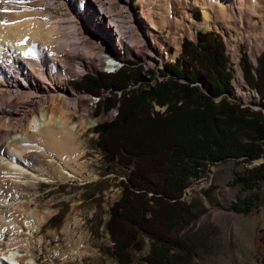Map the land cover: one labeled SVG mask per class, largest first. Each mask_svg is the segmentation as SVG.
Instances as JSON below:
<instances>
[{
	"label": "rangeland",
	"instance_id": "rangeland-1",
	"mask_svg": "<svg viewBox=\"0 0 264 264\" xmlns=\"http://www.w3.org/2000/svg\"><path fill=\"white\" fill-rule=\"evenodd\" d=\"M74 6L71 5V8L75 11L76 6ZM94 9L99 11L98 14L93 15L92 11H85L87 14L82 17V24L77 25L78 33L82 32L84 36L82 34L81 36L78 34V36L82 39L98 37L101 43L109 45L115 54L121 56V59L115 61L116 67L112 69L102 67V65L95 67L88 59L83 62L79 61L80 63L74 64L69 69H59L60 75L57 82L66 84L75 93V96L69 94V98L82 99L81 103H77V108L72 106L70 109V114L76 113L72 121L79 123L83 116L88 115L92 117L91 120L95 121L91 127H81L79 137L75 142L76 148L73 147L75 148L73 153L70 155L69 152V155L63 156L62 159L67 164L65 168L75 171L79 178H70L65 181L58 179L64 164L62 165V161L57 158L47 155L37 145L38 147H35L38 149H33L30 152L34 154L33 162L32 160L29 162L32 167L28 164L27 167L35 170L36 173L40 171L42 173V170L50 172L54 181H39L36 188L29 191L21 190V194L15 193L16 197L8 194L0 195L1 210L2 206L6 204H9L11 210L16 208L17 203L29 205L24 209L26 217L22 219V222L25 225L26 222L32 220L33 212L38 211L40 216H43L40 230L33 234L27 228H22V233L17 231L16 233L2 234L0 242L12 245L8 253L9 257L12 252L16 257V262L10 261L11 264H119L111 256L113 243L106 223L110 217L111 206L120 199L123 186L128 183L126 179L130 167L118 165L116 163L117 155L111 160V154L101 149V142L103 145H109L112 139L108 135L103 137L98 126L116 120L122 99L132 97V94L140 95L142 90L150 91L139 110L142 113H144V109L146 110L145 118L153 116L156 112L166 113L167 104H158L155 94L158 92V83L166 81L170 76L169 72H166L165 75L161 73L165 69V64L183 57L182 41L185 38L197 44L196 33L210 32V36L214 39H221L223 42L224 52L227 56L225 66L232 74L230 81L232 91L214 97V101H219L225 95L230 101L239 103L240 107L249 106L253 110L260 109L261 112L264 110L255 89L245 81L240 65L241 56L244 55L247 61L255 67L264 46L254 64L249 60L248 54L251 47L247 38H244V34H247L245 27L241 30L244 34L239 35L238 29L231 28L227 31V29L216 25L215 22L211 23L210 28L197 29L191 21H188L192 28L191 32L184 27L175 33V41L181 47L179 53L173 58L160 57L159 50L157 51L154 46L150 45V39L144 37L146 35L139 36L140 45L136 48L130 46L131 48L122 49L119 37L117 35L113 37L107 30L101 28L100 22L104 12L100 11L99 6H95L91 10ZM75 21L73 19V24L76 26ZM254 21L258 22V26L261 27L264 18L260 19L255 16ZM126 22L127 20L124 19V23L121 21V24L126 25ZM112 25L115 24L112 23ZM114 30L116 31L117 28ZM159 30L164 39L163 48L171 49L174 30L171 27L159 28ZM68 31L75 33V30L69 29ZM131 32L134 33L133 29ZM258 32L259 30H257ZM156 33L159 34L158 31ZM241 36L243 38H240ZM148 41L149 44H147ZM236 43L240 50L238 61L234 60L232 51V47ZM0 49H2L1 45ZM108 57H104L106 63L112 60ZM22 62L27 68L25 72L31 73L30 65L25 64L24 60ZM129 62H134L135 67L132 69L139 72L132 74L134 79L132 76L131 79H126L124 89L115 90L109 87L103 89L99 94H95L82 87L88 76H95L98 72L117 70ZM181 63H183L182 59ZM190 68L197 69L195 61ZM238 68L249 88L248 91L253 96L256 95L257 100L253 101L254 99L250 96L246 99L241 95L244 91L241 92V89L236 88V70ZM138 76H140V81H137ZM194 84H198L205 93H208V85L204 78H200ZM153 91L154 98L150 96ZM77 99H74L75 104ZM113 99L116 103L111 107L109 101H113ZM73 104L74 102H71V105ZM142 117L144 116H140L141 119ZM25 122L27 123V121ZM259 143H262V151L258 157L250 160L238 157L209 162L200 176L189 179L181 200L190 205L194 217L178 233V236L186 243V249L174 260V264H264V179L256 181L250 189H244L235 180L237 176H249L251 172H254L255 175L257 170L264 166V141ZM20 159L26 166L24 158L20 157ZM148 193V195L152 194V192ZM244 201L251 203L249 212H238L230 208L231 203L240 204ZM241 206L242 204H240ZM30 215L31 217H29ZM85 248H91L92 251L84 252ZM149 248V238L146 235H138L129 248V253L133 258L131 264H140L143 256L149 253Z\"/></svg>",
	"mask_w": 264,
	"mask_h": 264
},
{
	"label": "bare ground",
	"instance_id": "bare-ground-1",
	"mask_svg": "<svg viewBox=\"0 0 264 264\" xmlns=\"http://www.w3.org/2000/svg\"><path fill=\"white\" fill-rule=\"evenodd\" d=\"M71 5L76 6L75 11ZM95 6H99L100 11L104 12L100 22L101 28L113 37L117 35L122 49L130 46L136 48L140 45L139 36L146 35L144 37L150 39V45L159 50L160 57L173 58L181 48L175 41V33L184 27L191 32L188 21L197 29L210 28L211 23L215 22L227 31L231 28L238 29L239 35L245 27L247 34L243 33L244 38H247L251 47L249 60L254 64L264 46V23L260 27L258 22L254 21L255 16L264 18V0H24L22 3L0 0L1 196L8 194L16 197L15 193L21 194V190L36 188L39 181H54L50 172L42 170V173H36L27 167V164L32 167L29 162H33L34 154L30 152L38 149V146L47 155L64 164L58 179L65 181L79 178L75 171L65 168L67 164L62 159L63 156L69 155V152L71 155L76 148L75 142L81 127H91L95 120H91L92 117L88 115L83 116L79 123L72 121L76 113L70 114V109L72 106L77 108V103H81L82 99L74 98L77 99L75 104L74 99L69 98V94L75 96V93L66 84L60 85L57 79L60 75L59 69H69L80 63L79 61L88 59L95 67L102 65L112 69L116 67L115 61L121 59L109 45L101 43L98 37L82 39L78 36L83 35L82 32L78 33L77 25L82 24V17L87 14L85 11L90 10L93 15L98 14L96 9L91 10ZM73 19L77 21L74 22L76 26ZM124 19L127 20L126 25L121 24ZM15 21L19 23H13ZM166 27L174 30L171 49H165L162 45L164 39L159 28ZM69 29L75 30V33L68 31ZM132 29L134 33L131 32ZM238 46L236 43L232 47L235 61L240 58ZM29 51L34 53V56L25 55ZM105 55L112 60L106 63ZM23 60L25 64L30 65L31 73L25 72L27 68L22 64ZM236 73V88L244 91L241 95L246 99L250 96L254 99L250 98L251 100H257V96L248 91L239 68ZM71 102L74 104L71 105ZM20 157L24 158L26 166ZM28 206L26 203H17L16 208L12 210L9 204L2 206L0 239L2 234L17 231L22 233V228L31 230V234L40 230L43 216L41 217L38 211L31 214L32 220L26 222V225L30 223L27 227L23 224L22 219L26 217L24 209ZM11 247V244L0 242V264L16 262L13 252L10 257L8 255ZM90 251L91 248L84 249V252Z\"/></svg>",
	"mask_w": 264,
	"mask_h": 264
},
{
	"label": "trees",
	"instance_id": "trees-1",
	"mask_svg": "<svg viewBox=\"0 0 264 264\" xmlns=\"http://www.w3.org/2000/svg\"><path fill=\"white\" fill-rule=\"evenodd\" d=\"M210 35L198 33L197 44L185 38L183 57L166 63L161 71L170 76L158 83L155 95L158 104H167L166 113L154 112L145 118L146 110H139L150 91L142 90L140 95L122 99L116 120L98 126L103 137L112 139L109 145L101 142V149L111 154V160L117 155L118 165L130 167L128 183L111 206L106 223L113 243L111 256L119 264H131L129 248L140 234L150 240L149 253L140 264H174L186 249L178 233L194 217L190 205L181 200L189 179L200 176L209 162L238 157L250 160L262 151L259 142L264 141V110L240 107L225 95L214 101V97L232 91V74L225 66L222 40ZM194 61L197 69L190 68ZM240 65L245 81L257 91L264 106V50L255 67L244 55ZM133 67L134 62H129L114 71L98 72L88 76L82 87L95 94L109 87L122 90L126 79L139 72ZM200 78L205 79L208 93L194 84ZM155 95L153 91L150 96ZM109 102L111 107L116 103L114 99ZM261 167L255 175L251 172L249 176H237L236 183L250 189L264 179V166ZM240 204L231 203L230 208L250 211L251 203Z\"/></svg>",
	"mask_w": 264,
	"mask_h": 264
},
{
	"label": "snow or ice",
	"instance_id": "snow-or-ice-1",
	"mask_svg": "<svg viewBox=\"0 0 264 264\" xmlns=\"http://www.w3.org/2000/svg\"><path fill=\"white\" fill-rule=\"evenodd\" d=\"M15 2H17V3H22V2H24V0H15ZM4 11H7V9H4ZM2 23L7 24V23H9V22H8V21H2ZM13 23H19V21H15V22H13ZM25 55H27V56H32V55H34V53H32L31 51H29L28 53H25Z\"/></svg>",
	"mask_w": 264,
	"mask_h": 264
}]
</instances>
